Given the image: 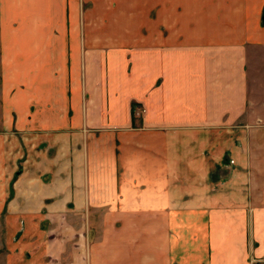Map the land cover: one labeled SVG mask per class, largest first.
I'll return each mask as SVG.
<instances>
[{
	"label": "crops",
	"instance_id": "crops-1",
	"mask_svg": "<svg viewBox=\"0 0 264 264\" xmlns=\"http://www.w3.org/2000/svg\"><path fill=\"white\" fill-rule=\"evenodd\" d=\"M264 0H0V264H264Z\"/></svg>",
	"mask_w": 264,
	"mask_h": 264
},
{
	"label": "water",
	"instance_id": "water-1",
	"mask_svg": "<svg viewBox=\"0 0 264 264\" xmlns=\"http://www.w3.org/2000/svg\"><path fill=\"white\" fill-rule=\"evenodd\" d=\"M262 20H263V22H264V11H263V17H262Z\"/></svg>",
	"mask_w": 264,
	"mask_h": 264
}]
</instances>
